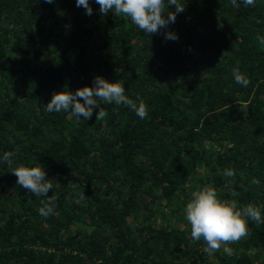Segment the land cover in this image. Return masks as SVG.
I'll return each instance as SVG.
<instances>
[{
	"label": "trees",
	"instance_id": "16d2710c",
	"mask_svg": "<svg viewBox=\"0 0 264 264\" xmlns=\"http://www.w3.org/2000/svg\"><path fill=\"white\" fill-rule=\"evenodd\" d=\"M181 3L151 35L95 0L91 15L76 0H0V264H264V223L209 255L184 211L212 185L264 218V0ZM97 76L123 81L147 118L114 103L102 120L99 108L87 120L46 111L54 92ZM20 163L43 165L53 214L17 184Z\"/></svg>",
	"mask_w": 264,
	"mask_h": 264
},
{
	"label": "clouds",
	"instance_id": "9594fccd",
	"mask_svg": "<svg viewBox=\"0 0 264 264\" xmlns=\"http://www.w3.org/2000/svg\"><path fill=\"white\" fill-rule=\"evenodd\" d=\"M51 4L54 0H43ZM100 5L99 12L107 15L110 11L117 16L130 18L131 22L142 32L147 34H158L162 29L168 28L169 24L175 23L177 14L184 11L185 7L181 0H95ZM234 7L237 0H231ZM245 6H255V0H243ZM77 7L83 6L87 15L93 12L90 0H76ZM175 6V11H169V6ZM166 40H177L178 35L172 31L165 34ZM261 46H264V36L259 34L256 37ZM233 77L237 84L247 87L250 80L240 71L239 66L233 69ZM129 98L125 94L124 82L118 80L110 82L101 76L94 78L93 86H85L72 92L65 88L60 92H54L50 102L46 104V111L49 113L69 112L76 117L91 119L93 111L99 108L96 120L104 119L108 113L102 104L116 106L123 105L145 119L148 116V109L145 101ZM16 153L5 152L2 160L9 168L13 167ZM17 177V184L27 189L37 197H47L43 200L39 209L41 216L47 217L54 213L55 195L47 194L53 189L52 179L47 177L42 164L34 167L20 163L11 171ZM224 176L234 177V169L227 168ZM253 184H259V180L253 178ZM186 220L191 226V238L194 241L206 243L204 251L211 255L220 251L222 245L234 244L249 235L248 222L254 221L257 224L264 223L261 210L253 204L241 206L235 199H223L218 189L212 185H205L200 190L191 194V199L184 209ZM225 253L230 254L229 247H223Z\"/></svg>",
	"mask_w": 264,
	"mask_h": 264
}]
</instances>
